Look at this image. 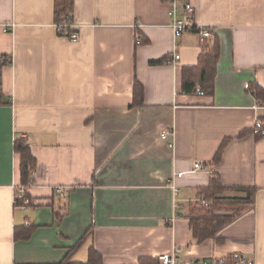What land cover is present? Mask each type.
Segmentation results:
<instances>
[{
	"label": "crops",
	"instance_id": "0c3cea01",
	"mask_svg": "<svg viewBox=\"0 0 264 264\" xmlns=\"http://www.w3.org/2000/svg\"><path fill=\"white\" fill-rule=\"evenodd\" d=\"M189 1L219 43L211 93L181 89L213 39L174 36L169 0H73L76 41L57 33L54 0H0V264H57L69 249L86 261L90 246L105 264L174 247L176 264H264V0ZM17 137L34 157L21 204ZM211 178L214 199L199 196ZM199 198L241 212L198 242Z\"/></svg>",
	"mask_w": 264,
	"mask_h": 264
},
{
	"label": "trees",
	"instance_id": "16d2710c",
	"mask_svg": "<svg viewBox=\"0 0 264 264\" xmlns=\"http://www.w3.org/2000/svg\"><path fill=\"white\" fill-rule=\"evenodd\" d=\"M73 0H54V22L57 28V33L59 35L68 36L74 31L72 28L73 19ZM139 41H146L139 35ZM219 57V43L217 39L213 38V43L210 47L204 48L199 56L198 61L195 65L184 66L181 70V89L185 92H192L200 89L203 93H211L213 90V79L216 69L217 60ZM164 61V58L151 61V63H160ZM257 97L263 95L262 90L259 87L254 86L252 88ZM133 103L134 105H139L143 102V86L134 77L133 85ZM14 150L19 154L20 157V174H21V184L26 185L29 181V172L34 164V157L30 152L29 146L25 142L24 138L17 137L14 140ZM220 155V149L217 152L215 158ZM218 183L216 178H211L210 182L203 187L199 188V196H204L207 199H214L216 195V190L213 187ZM23 198L16 199V203L21 204L24 201ZM217 198V197H216ZM236 203H248L252 204V200L247 199H235ZM241 211L238 209L235 212H224L216 208V203L214 201L202 202L199 198L192 208L190 209L188 218L189 225L191 228L192 236L196 241L200 242L206 238L215 236L218 230L234 219ZM27 235L30 234L31 228L27 230ZM82 238L77 241L80 244ZM72 249H69L65 254L63 259L57 264H105L103 262L102 255L93 246L88 249V256L86 261H77L71 259ZM232 261V260H230ZM226 264L227 261H225ZM137 264H160L158 257L151 256H140L138 258Z\"/></svg>",
	"mask_w": 264,
	"mask_h": 264
},
{
	"label": "built area",
	"instance_id": "2783aa9c",
	"mask_svg": "<svg viewBox=\"0 0 264 264\" xmlns=\"http://www.w3.org/2000/svg\"><path fill=\"white\" fill-rule=\"evenodd\" d=\"M169 5H170V12L173 16V20L170 26H171L174 36H178L187 30H194L199 36V39L201 41L213 39L214 31L212 28L208 26H203V25H194L192 23V15H193L194 7L189 0H169ZM67 37L71 41H76L78 38V35L76 31H73ZM139 39H140V36L137 35L136 40L139 41ZM178 59H179V54L174 52L171 59H168V61L171 63H175ZM245 87L247 88L249 87L248 83H245ZM196 91L197 93H203L200 89H197ZM254 108L264 109V105L256 104L254 105ZM254 124H255V127L258 129L259 134L264 135V119L257 118ZM161 137L164 139L167 138L168 132L162 131ZM201 168H204V165L200 162H195L193 164L192 170L201 169ZM178 174H181V173L179 172ZM24 186L25 185L21 184L15 187L16 188L15 199L23 198ZM56 189L59 192H63V189L61 186H57ZM179 251H180V247H174L171 249L170 252L159 255L160 263L161 264H176L175 253ZM217 263L225 264L223 259H218ZM203 264H213V263H203ZM232 264H253V262L249 260L245 255L238 254L234 257Z\"/></svg>",
	"mask_w": 264,
	"mask_h": 264
}]
</instances>
